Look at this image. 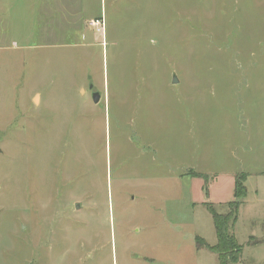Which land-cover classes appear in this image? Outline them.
I'll return each instance as SVG.
<instances>
[{
	"label": "rangeland",
	"instance_id": "rangeland-1",
	"mask_svg": "<svg viewBox=\"0 0 264 264\" xmlns=\"http://www.w3.org/2000/svg\"><path fill=\"white\" fill-rule=\"evenodd\" d=\"M263 122L264 0H0V264H219L184 171L264 172Z\"/></svg>",
	"mask_w": 264,
	"mask_h": 264
},
{
	"label": "crops",
	"instance_id": "crops-1",
	"mask_svg": "<svg viewBox=\"0 0 264 264\" xmlns=\"http://www.w3.org/2000/svg\"><path fill=\"white\" fill-rule=\"evenodd\" d=\"M92 17H96V16H92ZM104 17H105V22L107 27L106 32H108L107 34L108 37L109 34L111 35V32H109L110 29L108 28L109 26L107 23L108 17L106 13L104 14ZM88 30L90 29L88 28ZM227 128L228 127H226V129ZM263 128H264V122H263ZM226 137L229 136L226 135ZM230 150H231L230 155H232L234 150L233 148H231ZM201 156L202 159L201 160L198 159L197 162L192 163L190 169H188V171L186 172L184 171V174L188 175L191 178L202 179L205 182L206 186L208 187L207 196L209 197L208 199L209 203L208 202L202 203L199 206L198 204L194 203L193 208L204 207L206 208L207 212H209V208H211L214 212H217L219 214H227L229 212L231 202L235 201L236 199L234 196L236 179L241 180L245 188V198L242 199V202L238 208L239 211L238 217L236 222L232 226L233 228L231 229V233L233 234L236 241V234H235L237 228L236 224L238 219H240L243 216L245 211L247 214L246 221L249 226L248 234L246 239H244V242H242V244L240 243L238 244L242 246V251H244L245 248L250 249V253L252 254L253 260L255 261L256 264H263L264 263V172H260L257 175L252 174V172L249 173L248 171H246L249 164L246 165L247 162L244 163L242 158L239 164L241 165V163H243L244 166L243 165L241 166L242 168L246 167L245 170L242 168H237L236 170H230L228 172L219 171L220 173H216L218 171L216 169L217 166L215 163L218 159L216 158L215 152L213 153V151L210 150L209 146H206L204 149V153ZM245 157H246L245 158L246 161H251L249 157L247 156ZM178 176L176 175V178H178ZM251 177H257L259 178V180H257L255 183L249 186L248 179ZM219 185L222 189L223 186L226 185L227 190L225 192L227 194L226 195L227 197L220 199L219 195L216 194V191H218L217 186ZM153 190L154 187H151L150 185L149 192L153 193ZM146 191H144L145 193L143 198L145 200H149ZM230 197H232V200L225 202V200H229ZM153 202H154L153 200H150V207L143 210V213H141L143 215L142 219L145 217L146 219L144 221H146V223L149 224L151 223L152 225H154V222H158L159 214H160L158 209V202H154V203ZM220 209L225 213L218 212V210ZM209 214L211 215V212H209ZM148 217H150V219ZM156 226L157 224L155 223V227ZM143 234L146 237H143L142 239L147 240L149 242L150 240H154L155 236L159 237L160 235L159 231L156 232L151 231L149 233H143ZM143 248H145V245H143ZM143 256L144 259H148V261L154 260L151 254L147 251L143 253ZM242 261H243V257L241 252L240 260L236 264H241L243 263Z\"/></svg>",
	"mask_w": 264,
	"mask_h": 264
},
{
	"label": "trees",
	"instance_id": "trees-1",
	"mask_svg": "<svg viewBox=\"0 0 264 264\" xmlns=\"http://www.w3.org/2000/svg\"><path fill=\"white\" fill-rule=\"evenodd\" d=\"M235 201L230 204V209L227 214H219L209 208V212L212 215L213 227L216 235V245L209 246L201 238H196L195 242L199 248L205 247L209 251L218 257L219 264H232L237 263L240 260L242 252V246L235 241L233 234L231 233L232 226L238 217V208L245 198V188L241 180L236 179L234 189Z\"/></svg>",
	"mask_w": 264,
	"mask_h": 264
},
{
	"label": "built area",
	"instance_id": "built-area-1",
	"mask_svg": "<svg viewBox=\"0 0 264 264\" xmlns=\"http://www.w3.org/2000/svg\"><path fill=\"white\" fill-rule=\"evenodd\" d=\"M103 20L101 19H97V20H91L89 22V27L94 28L96 30V32L102 33L104 35L103 31Z\"/></svg>",
	"mask_w": 264,
	"mask_h": 264
},
{
	"label": "water",
	"instance_id": "water-1",
	"mask_svg": "<svg viewBox=\"0 0 264 264\" xmlns=\"http://www.w3.org/2000/svg\"><path fill=\"white\" fill-rule=\"evenodd\" d=\"M175 82H176V80L174 81V83ZM90 91L92 93L93 102L94 103L99 102L101 94L96 89H94L93 87L90 88Z\"/></svg>",
	"mask_w": 264,
	"mask_h": 264
},
{
	"label": "flooded vegetation",
	"instance_id": "flooded-vegetation-1",
	"mask_svg": "<svg viewBox=\"0 0 264 264\" xmlns=\"http://www.w3.org/2000/svg\"><path fill=\"white\" fill-rule=\"evenodd\" d=\"M80 204H76L75 206L78 208Z\"/></svg>",
	"mask_w": 264,
	"mask_h": 264
}]
</instances>
